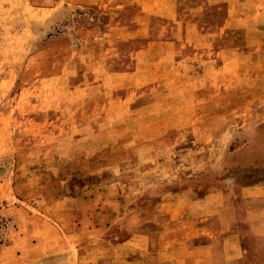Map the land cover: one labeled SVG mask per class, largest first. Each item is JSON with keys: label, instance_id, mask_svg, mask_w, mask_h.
Segmentation results:
<instances>
[{"label": "rangeland", "instance_id": "374dc122", "mask_svg": "<svg viewBox=\"0 0 264 264\" xmlns=\"http://www.w3.org/2000/svg\"><path fill=\"white\" fill-rule=\"evenodd\" d=\"M137 3L0 0V179L12 178L14 191L29 195L37 208L80 191L116 193L126 182L135 189L138 178L166 177L161 182H167L204 171L210 162L227 161L230 151L241 148L253 155L255 144L264 147V135L257 141L253 132L264 123L247 118L257 109L247 103L252 96L247 86L240 88L239 98L238 89H226L217 102L216 89L191 82L207 62L215 63L217 50L264 38L254 33L255 28L264 31V3L250 8L245 29L203 25L214 35L203 43L207 60L202 67L196 42L189 56L181 47L184 41L165 43L163 29L181 36L176 25L142 12ZM202 3L179 0V18L228 17L225 4L209 6L202 15ZM229 129L236 134H227ZM220 144L223 150L215 147ZM93 184L109 188L89 189ZM60 208L52 211H66ZM14 228V219L0 214V248L11 241ZM80 238L76 248L37 264H75L63 262L74 255L78 264H121L116 260L121 251L103 248L89 256L88 245L96 240L88 234ZM106 254L113 258L101 257Z\"/></svg>", "mask_w": 264, "mask_h": 264}, {"label": "crops", "instance_id": "0c3cea01", "mask_svg": "<svg viewBox=\"0 0 264 264\" xmlns=\"http://www.w3.org/2000/svg\"><path fill=\"white\" fill-rule=\"evenodd\" d=\"M137 2L142 12L161 15L163 23L176 25L181 36H170L163 29L161 38L165 43L178 45L179 40L184 41L181 47L189 56L195 52L191 46L196 42L202 67L207 60L203 58L207 53L202 50L206 46L203 43L214 35L203 25L223 24L221 30L245 29L250 22L248 11L255 6L262 8L264 0H203L198 6L202 15L209 6L227 5L228 17L215 21H182L177 9L179 0ZM254 33H264L263 28H255ZM246 42V47L217 50L215 63L207 62L199 78L193 77L191 82L192 86L200 83L210 91L216 89L217 102L226 89H238L235 94L239 98L240 88L247 86L252 95L247 103L257 104L256 112L247 118L264 123V38ZM145 49L139 52L149 50ZM232 102L241 103L238 99ZM223 116L225 113L216 117ZM253 132L258 141L264 127H256ZM227 134L236 133L229 129ZM215 147L224 148L221 144ZM250 149L255 154L241 148L230 151L229 160L210 162L206 170L196 174L178 175L163 183L166 177L138 178L135 189L126 182L116 193L92 191L86 195L80 191L58 198L49 206H40V202L39 208L28 201L29 195L18 194L16 188L14 191L12 178L0 179V214L11 216L16 223L11 241L0 248V264L45 262L50 254L80 245L81 234L96 240L88 245L92 248L89 256H97L98 249L103 248L107 252L121 251L122 255L116 257L121 264H264V147L257 143ZM255 156L262 159L253 160ZM93 185L88 188H109ZM101 203L104 205L99 207ZM57 206L66 211L54 213ZM74 256H67L63 262L78 264L79 257Z\"/></svg>", "mask_w": 264, "mask_h": 264}]
</instances>
